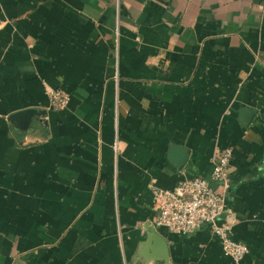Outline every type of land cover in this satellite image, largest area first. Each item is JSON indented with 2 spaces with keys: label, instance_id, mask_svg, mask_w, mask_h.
<instances>
[{
  "label": "crops",
  "instance_id": "crops-1",
  "mask_svg": "<svg viewBox=\"0 0 264 264\" xmlns=\"http://www.w3.org/2000/svg\"><path fill=\"white\" fill-rule=\"evenodd\" d=\"M216 146L220 219L264 264V0H0V264H236L153 221Z\"/></svg>",
  "mask_w": 264,
  "mask_h": 264
},
{
  "label": "built area",
  "instance_id": "built-area-1",
  "mask_svg": "<svg viewBox=\"0 0 264 264\" xmlns=\"http://www.w3.org/2000/svg\"><path fill=\"white\" fill-rule=\"evenodd\" d=\"M49 96L51 105L56 108L65 107L69 101V95L62 89H51ZM232 155L231 147L216 146L209 178H187L172 189L153 186L157 210L153 221L178 233H189L208 224L219 238L224 253L240 264L249 247L232 237L231 222L220 219L226 205L225 191L229 187L228 169Z\"/></svg>",
  "mask_w": 264,
  "mask_h": 264
},
{
  "label": "water",
  "instance_id": "water-1",
  "mask_svg": "<svg viewBox=\"0 0 264 264\" xmlns=\"http://www.w3.org/2000/svg\"><path fill=\"white\" fill-rule=\"evenodd\" d=\"M38 113H39V111H37V109H35L34 107H30V108L22 109L20 111H17L15 113H12L9 116V118L13 122L18 121L21 127L27 128L29 120L35 114H38ZM176 149H178V148H175L174 151ZM178 151H180L181 155L184 158L185 157V151L182 148H179ZM148 231H149V233H148V237L149 238H152L153 240L158 241L159 244H162L163 243V239H162L163 237L155 230V228L153 227V225L149 227Z\"/></svg>",
  "mask_w": 264,
  "mask_h": 264
}]
</instances>
